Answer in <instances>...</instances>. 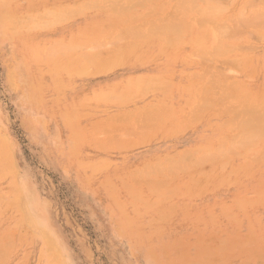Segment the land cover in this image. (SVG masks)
<instances>
[{
  "label": "rangeland",
  "instance_id": "1",
  "mask_svg": "<svg viewBox=\"0 0 264 264\" xmlns=\"http://www.w3.org/2000/svg\"><path fill=\"white\" fill-rule=\"evenodd\" d=\"M68 1L74 3L79 0ZM260 1L261 0H259V2ZM25 5L26 2L24 0L19 1L20 7L24 8ZM98 13L101 12H90L85 15H79L68 21L60 22V24L58 23L59 25L54 24L51 27L50 25L48 27L42 26L43 28L40 27L36 30L28 31L27 33L21 32L18 36L11 33L13 29L8 25L6 26L3 19L0 20V249H2V252L0 251V264H264V197H262L261 194H264V163H259L254 158V160H251L252 156L255 154L254 152L247 153V155L251 156H247L244 154L245 152L241 153L246 157L236 156L240 154L239 152L235 156L231 153L230 156L225 159L226 162L215 161L208 164L205 168H199L200 170L193 164L191 169H193V167L194 169L191 171V166L188 165L189 167H187L190 171L186 170V166V168L184 167L188 173H186L185 170L181 172L176 168L178 173L174 170L173 175H170L172 172L169 174L165 173L164 176L156 174L159 181L155 179V174H153L150 178L154 177V180L148 179L149 182L147 187L143 183L145 182V184H147L146 178H144L147 175L143 172L142 174L144 176H142V179L144 178L145 181L141 180L143 181L141 182L139 180L141 183L138 184V178L141 177L138 175L141 169L140 166L143 169L145 164L150 162L149 165L153 164L152 167H155L158 164L155 163L156 165L154 166V160L156 159L160 160L159 163L165 160L166 165H168V161H166L167 155H171L175 163V160L182 158V153H184L183 151L185 148H187L185 149L186 151L190 150L191 153L196 151L195 148L198 150V148L201 149V147H207L208 145L211 147L210 149H215L219 140L223 139L225 137L224 135L227 133H230L232 129L227 130V128H229L228 125H225L226 127L221 126V123L224 122L223 124H225V122H229L230 112L227 110L225 113L224 110H219L222 111V114L225 113V115L222 116L221 112H219L221 116L218 115V109L221 107L223 109L225 106L224 104H221V106L219 105L218 109L215 107L217 111L215 109H208L202 112V114L200 112L198 114L195 113L194 116L191 115L192 107L197 103L196 98L193 96V91H198L200 86L199 83L202 81L200 80L198 84H196V81L195 83L192 82L197 79L198 82L201 74H205L209 71V68L214 67L211 70V72L217 70L216 73L213 72L214 74H221L220 72H222V75L225 77L227 74L229 77H233L232 79L234 81L238 79L237 82L246 83L243 86L249 93L259 94V92H263L264 69L261 60L264 58V37L261 36L260 32L259 35L252 31L250 32L251 34H248L250 38L247 36V41L240 45L241 48L239 47L237 49L238 51L232 53V58L229 59L233 62L235 59H238L237 61L242 60L239 61L242 65L238 64L237 66L238 68L241 66L242 69L239 68L241 71H239L237 67L232 66H236L237 62L233 64L229 59H213L214 61L211 59V63H206L209 59L205 61V59L202 58L205 62L203 61L201 65L200 61L202 60L199 59V56L198 58L191 56L194 53L193 48L189 45H181L179 48H168L166 50L158 49L161 53L157 50L151 52L150 55H137L135 57L131 55L126 56L122 58L121 62L119 60V62L113 66L114 68L112 67L105 71H101L99 74L95 72V66H89V69L87 68L88 73L78 76L73 75L74 77L69 81H66L63 76L58 79V73L56 72L61 70L60 67H58L61 66L58 65V62L61 64L67 63L64 60L76 56L77 51H79L77 55L84 51H89V54L99 53L101 57L106 54H111L112 50L110 47L115 44L109 39L108 41L105 39V42L103 36L107 37L106 33L111 32L110 35L108 34L107 38H109L130 27L129 23L125 22L124 27L127 28H122L121 25H123V23L114 28V24H111L113 23L112 20L117 22L118 18L116 16H112L113 14L107 12L103 14ZM149 15H145V19L142 18V20L148 22L152 18L151 23L155 18L158 20L156 15L152 13ZM130 19L132 18H129L131 26L137 25L140 22L139 20L134 21ZM125 20H128V18H119L120 22ZM110 21L111 23H109ZM120 22H118V24ZM104 24L111 25L113 29L112 27L109 29L107 26H105L107 27L106 29L105 27L103 29ZM130 29L133 28L130 27ZM83 33H85L86 37L82 36ZM80 35L82 37H79ZM262 35L264 36V33H262ZM56 40H59V42L62 41L63 44L61 42L59 45H65V47H67L66 43H69L68 45L70 46L76 42L75 44L78 45L80 50L78 49L75 53H70L68 52L69 50L66 49V53L64 49L63 52H65L67 58L61 55L63 54L61 50H59L58 53L55 51L56 54L54 55L52 50L56 48L59 49V42L57 43ZM95 40H100L99 48L96 46L98 42L96 45L90 43ZM85 41L86 43H83ZM127 41L128 40L124 39L121 42L125 44ZM53 42L54 47L51 48L49 46V48L48 45L51 44L52 46ZM64 42L66 43L64 44ZM243 44H248V48L247 45L243 47ZM91 45L94 46V50H91ZM115 46H113V48L116 49ZM46 47L51 49L50 52L47 53H51L52 55L45 53V50H48ZM105 48H109L110 50L107 51ZM242 48H247L248 50L246 49L247 51H244ZM190 52L193 53L190 54ZM41 54L47 55V57H45L46 59H44L47 63L43 60ZM50 56L54 58H50ZM193 58H195L194 61ZM246 59H250V62H246L245 65ZM77 60L79 63V59L76 56V61ZM194 62L196 64H194ZM56 64L58 66H56ZM217 64H226L227 69L220 66L223 70L219 71L220 68H217V66H219ZM226 66L223 65V67ZM243 68L246 69L244 70ZM202 69L208 70L203 73ZM55 70L56 72H53ZM250 70L252 72H250ZM11 71L15 73L13 74L12 72V77L10 78L9 75ZM224 71L226 73H223ZM249 72L252 73V75H249ZM186 74H188V77ZM192 74H196V78H194L195 75L193 76ZM246 74L247 78H244ZM140 75H143L141 77H148L147 80H152L155 84L152 87H154L155 90H158L157 86H159L161 82H164V84L166 83L162 81L165 80V78L167 80H172L174 85L170 88L167 84L168 89L171 90H168L169 92L167 91V93H165L166 89H163L165 92L162 93L160 87L158 91L151 88L155 92L149 89L152 93L147 89L145 95L143 92H141L143 94L138 93L139 91H127V87L125 88L126 80H128V82L132 81L129 84L133 86L136 76L137 78H141ZM153 75L160 80L153 79ZM229 77H226V79ZM17 82H19V84ZM113 85L114 88L111 87ZM187 87H189V89ZM187 89L189 92L191 91V95L188 93ZM105 90L106 94L109 90L112 93L109 92L110 95L106 97L107 95L103 93ZM131 92L135 93L134 96H131L133 95ZM118 93L120 95H117ZM130 93L131 95H129ZM146 93L148 95H146ZM166 94L168 96H163ZM113 95L118 98L112 100L111 98ZM93 96H96V98H93ZM189 96L190 98L193 96V98L190 99ZM98 97L100 98L99 100L97 99ZM103 97L106 101H104ZM119 97L122 99L120 100ZM128 100L130 101L128 102ZM164 101L167 105L163 104ZM185 101H191V104L188 102L185 103ZM151 104L152 108L154 105L158 104L160 107H163V109L172 108V111L170 110L171 112H167L168 114L170 113V116L162 120V123H160L161 121L159 122V126L163 125L160 127L161 130L156 129V127H159L158 125L155 126L157 122L156 119L153 120L152 117V119L146 117V119L150 121H156L152 124H155L153 128L157 131L153 130V128L152 130L148 128L150 132H147L148 130L146 129V131L144 128H147V124L151 125V123L149 120L143 122L142 119L141 121L144 127H141L142 124L140 125V133L136 135L133 131L131 132L130 128H127L128 130L126 131L124 128L127 126H133L132 128L135 130L138 124L133 122V120L136 121V114H139L138 111L140 110L145 112V108H147L148 105L151 106ZM171 104L172 106H170ZM150 106L149 109H151ZM136 107L137 109H135ZM160 107L153 108L154 110L152 113L158 111L161 114ZM132 110H134V112H132ZM115 111L119 113L116 114ZM128 111H131L130 115L131 113L134 114L128 116L129 114L125 113ZM192 112L194 113V111ZM114 113L119 115L117 120H115ZM143 113L140 114L141 116L139 115L137 117L143 118ZM173 113L176 116V120L171 116ZM184 113L185 115H189L185 116L183 115ZM182 116L184 119L183 122H181L183 120ZM71 117L73 118L72 120ZM113 117L114 119H112ZM129 117H131L130 119L132 120L129 119L130 123L128 122L127 125L125 124V120H128ZM192 117L194 121L190 120ZM201 117L203 118L201 119ZM138 118L137 120H139ZM65 119H68L67 121L69 123L65 121L68 124L64 123ZM118 119L120 121H118ZM158 119L159 117L157 120ZM161 119H163V116ZM180 119L182 120L180 121ZM225 119L228 120L226 121ZM163 122H165V124ZM185 122H188V125L190 124V128L188 125L183 126V124H186ZM70 123L73 125L70 126ZM219 124H221V128ZM96 126L98 128H96ZM111 126H114L115 128H113L115 130L111 128ZM185 126L188 127H186L187 130ZM138 127L139 125L137 129ZM88 129L90 132L87 131ZM142 129L143 131L145 130L143 134L144 137L142 136L143 138L141 137ZM172 129H175L173 133L175 136L171 134L173 132ZM75 130V133L80 134H78L79 136L82 135L80 138V140L83 138L82 141L77 138L79 137L78 135L74 138L71 137L74 136L72 134ZM129 130V134L131 133L130 135H128ZM163 130L164 133H162ZM177 130L179 133H176ZM105 132H109L111 135H107ZM152 132H156L157 136L153 138L154 133ZM133 133L134 135H132ZM160 134L162 136L159 138ZM121 135L123 137H121ZM147 135L151 137L149 136L148 138ZM170 135H172V137H170ZM219 136L221 138H219ZM119 137L121 143L120 141L115 142L117 140L115 138L119 139ZM124 138H126V142H124ZM136 138H138V140ZM141 138L143 140L146 138L148 142L145 139L146 142H141L145 144L143 143L144 145H141L140 142H137L142 140ZM92 139L94 140L92 141ZM108 139H110V143H108ZM130 139H132L131 142H129ZM134 139H136V142L134 141L133 143ZM111 140L119 144V147L114 143H112V146L110 145L111 147H106L111 144ZM122 140L124 145H121L123 144ZM127 140L129 144L131 143V146L132 144L134 146L137 144L136 147L127 146ZM99 145H105V147H100ZM121 146L123 147L121 148ZM205 147L202 150H204ZM76 150H79L78 153H76ZM164 155L166 157L165 159L163 158ZM100 158L102 160H99ZM104 158L105 160H103ZM170 158L168 159L170 160ZM164 165L165 163H163V166ZM219 165L227 167H219ZM7 166L9 167L8 170ZM213 166L216 169L210 168ZM237 166L241 167V169L236 170ZM95 169L97 170L95 171ZM146 169L148 170V164L146 165ZM135 170H137L138 174ZM229 170L234 173H228ZM134 173L137 175V181L135 180L136 176H134ZM219 173L223 174L217 176ZM199 175L202 177L200 178ZM204 175H206V177ZM229 175L230 177L228 179L227 177ZM165 176L168 181L165 179ZM222 176L224 177L222 178ZM119 177H121L120 180ZM131 178L134 181L131 180ZM211 178L214 179L210 180ZM169 179L173 181L171 180V182ZM191 179L193 181H190ZM224 179L226 180L224 181ZM227 180H229V182H227ZM233 180L236 182H233ZM154 181L156 182L154 183ZM164 181L167 182L165 183ZM134 182L136 184H134ZM176 182H178L177 184L179 186L175 184ZM130 183H132V185ZM167 183H171V185H169L171 188L168 189ZM202 183H204V185ZM128 184H130L131 187H128ZM153 184H157V188H154L156 186H153ZM165 184H167V189L165 188ZM191 184L194 185V188L193 185L190 186ZM195 184H197L196 188ZM139 185H141V187ZM161 186H164V188L161 189ZM122 187L126 188L123 189ZM132 187L135 190V194L139 193L138 197L132 191ZM259 187H262V189ZM127 188L129 192L126 191ZM201 188L207 189L201 191ZM160 190H162V193ZM156 191L159 192L157 194H159L160 197H158ZM111 192L115 195V199ZM255 192H259L261 196L257 195L258 193L255 194ZM182 193L189 194L185 195ZM162 194L164 196H162ZM130 196L133 197V199ZM168 196H171V198ZM146 197L147 200L145 199ZM165 197L168 198L166 199ZM136 198L137 201L135 200ZM163 198L164 202L162 201ZM237 198L238 200H236ZM152 199L154 202H150ZM158 199L162 202L157 203ZM239 199L241 202L243 201V204L239 202ZM247 199H249V201H246ZM115 200L116 202H114ZM261 200H263V202ZM146 201L147 203H151H148V207V204H145ZM253 201L257 202L254 203ZM236 202L238 203L236 204ZM260 202H262V206ZM122 204H124V206ZM143 204L146 206L143 207ZM228 204H231V211L229 210ZM238 204H240V206ZM248 204H250V206ZM225 205L228 210H226L227 208ZM119 206L125 212H122ZM222 206L225 208H222ZM243 206L246 207L245 211ZM136 207H138V209ZM170 207L174 208V210H172V208L170 209ZM135 211L137 213H135ZM208 211L215 217L209 214ZM228 211L229 216H226ZM125 213L130 217L127 216V218H125ZM138 213L142 215L140 216ZM168 216L170 217L168 218ZM211 217H213V219H210ZM127 219H129V221ZM222 238L225 239V241L222 240L224 245H222V243L220 244V240L219 242L217 241V239ZM214 239L216 241H214ZM209 240L210 242H208ZM3 242L7 243L4 244ZM207 242L208 244H206ZM227 242L230 243L228 244ZM8 245L11 247V250ZM206 245L209 246L207 247ZM3 246H7V249ZM217 246H219V250L216 248ZM234 247H236L235 250ZM260 248L263 249L261 250ZM215 249L218 252L221 250V252H215ZM5 251H9L7 252L8 254L5 253ZM166 251H168V254ZM47 253L51 256H47ZM212 253L213 255L210 256ZM221 254L224 255L222 256ZM202 255L209 256L206 258V256ZM218 255L222 257H218ZM52 256L53 259L51 260ZM198 258L200 259L198 260ZM184 261L187 262L184 263Z\"/></svg>",
  "mask_w": 264,
  "mask_h": 264
},
{
  "label": "bare ground",
  "instance_id": "2",
  "mask_svg": "<svg viewBox=\"0 0 264 264\" xmlns=\"http://www.w3.org/2000/svg\"><path fill=\"white\" fill-rule=\"evenodd\" d=\"M19 1L20 0H0V20H4L5 21V25L7 26H10L13 30L11 31V33H13L14 35H16V36H18V34L19 33H21V32H24V33H27L28 31H32V30H36V29H38V28H40V27H42V26H45V27H48L49 25H50V27L52 26V25H59L60 24V22H64V21H68L69 19H73V18H75L76 16H79V15H85V14H88V13H90V12H101V13H98V14H103L104 12L106 13H109V14H113L112 16H116L117 18V22H114V20H112L113 21V23L111 24V25H113V27L115 28V26H119V25H121V23H123V25H121L122 26V28L124 27V23L126 22H128L129 23V26L130 27H132L133 29H130V27H128V29H126V30H124V31H122V32H120V33H117L116 35H112V36H110L109 38H107L108 37V34L110 35V33L111 32H109V33H106L107 34V37L105 36H103V38H104V41H105V39H107V41H108V39L109 40H111V42H113L115 45H112V47H110L111 48V54H106V55H103V57H101L100 56V54L98 53V54H89V51L87 52H83V53H79L78 55H77V53L79 52V51H77L79 48H78V45H76L75 43L74 44H71L70 46L66 43V42H64V44L66 43V45H67V47H65V45H59V44H61V42H59V40H56V42L58 43V45H59V49H55V50H52V53L55 55L56 54V52L58 53V51L59 50H61V52L63 53V54H61L62 56H65L66 57V54H65V52H63L64 51V49L66 50V49H68L69 51L68 52H70V53H75L76 51H77V53H76V56L78 57V59H79V63H78V60L76 61V56H73V57H69V59H66V60H64V61H66L67 63H65V64H61L60 62H58L57 64L58 65H61V66H58L57 64H56V66H58V67H60V69L61 70H59L58 72H56V70L55 71H53V72H56V73H58V79L60 78V77H64L65 78V80L66 81H69L71 78H73L74 76L73 75H82V74H84V73H88V69H89V66H95V72H98V74H99V72H101V71H105V70H107V69H109V68H112L114 65H116L118 62H119V60H120V62H121V60H122V58H124V57H126V56H132V57H135V56H137V55H150V53L151 52H153V51H157L158 49H168V48H179V47H181V45H189V46H191V48H193V52H190V54H192L193 53V55H191V56H195V57H197L198 58V56L200 57L199 59L200 60H202V58L203 59H205V61H206V59H209V61L207 62L206 61V63H209L210 62V60L212 59H224V60H228L229 58H232V53L234 52V51H238L237 49L240 47L241 48V44L243 43V42H246L247 41V38L249 37V33L250 32H252L253 31V33H255L256 32V34H259L260 35V33H261V36L262 37H264L263 35H262V33H264V0H261L260 2H259V0H79V1H77V2H74V3H71V2H69L68 0H24L25 2H26V5H25V7L24 8H22V7H20L19 6ZM150 13H152V14H154V15H156L157 17H158V20H157V18H155V20L151 23V20H152V18H151V20H149L148 22L146 21V20H142V18H144V16L145 15H149ZM150 16V15H149ZM125 18V17H127L128 18V20H125V21H119V18ZM129 18H132V19H130V20H134V21H140L137 25L135 24V25H130V21H129ZM145 19V18H144ZM118 22H120L119 24H118ZM59 23V24H58ZM109 23H111V21L109 22ZM117 25H116V24ZM111 25H109V24H104L103 25V29H104V27L105 26H107L109 29L112 27ZM133 26H136V27H133ZM44 27V28H45ZM107 27H105V29L107 28ZM113 27H112V29H113ZM43 28V27H42ZM119 28V27H118ZM121 28V29H122ZM124 28H127V27H124ZM123 28V29H124ZM6 29V28H5ZM46 29V28H45ZM48 29V28H47ZM91 29H92V25H91ZM103 29H102V31H103ZM108 29V30H109ZM112 29H111V31H112ZM43 30V29H42ZM102 31H100V32H102ZM104 32V31H103ZM260 32V33H259ZM77 33V32H76ZM12 34V35H13ZM84 34V35H83ZM82 34V36H85L86 37V35H85V33H83ZM251 34V33H250ZM105 35V34H104ZM254 35V34H253ZM81 35L79 36V37H82ZM92 36H94V35H92ZM248 36V37H247ZM257 36V35H256ZM32 37V36H31ZM259 37V36H258ZM63 38V37H62ZM90 38V37H89ZM103 38H102V40H103ZM250 38V37H249ZM32 39V38H31ZM92 39V38H91ZM90 39V40H91ZM98 39V38H97ZM124 39H126V40H128L125 44H122V40H124ZM81 41H82V39H81ZM262 41H263V39H262ZM78 42H79V40H78ZM94 42V43H93ZM93 42H90V43H92V45H96V43H97V47L99 48L100 47V45H99V43H100V40L99 41H97V40H95V41H93ZM106 42V41H105ZM57 43H55V44H57ZM83 43H86V41L85 42H83ZM62 44H63V42H62ZM90 46L92 49L91 50H94L93 49V47L94 46ZM244 45V46H243ZM242 46L243 47H245V45H247V48H248V44H243ZM51 47V48H53L54 47V42H53V45L51 46V44L50 45H48V47ZM62 46V47H61ZM113 46H115L116 47V49L115 48H113ZM119 48H118V47ZM48 47H46V49H48ZM49 47V48H50ZM70 48V49H69ZM113 48V49H112ZM118 48V49H117ZM247 48H242V49H244V51H247L248 49ZM63 49V50H62ZM87 49V48H86ZM102 49V48H101ZM104 49V48H103ZM105 49H107V51H109L110 49L109 48H105ZM114 49H115V51H114ZM140 49V50H139ZM241 49V50H242ZM247 49V50H246ZM50 50L51 49H48V50H45V53L46 54H51V53H47V52H50ZM80 50V49H79ZM241 50H239V51H241ZM36 51V50H35ZM34 51V52H35ZM55 53H54V52ZM114 52V53H113ZM158 52L159 53H161V51L160 50H158ZM66 53H67V50H66ZM42 55V54H41ZM52 55V54H51ZM197 55V56H196ZM33 56V55H32ZM44 56V57H43ZM154 56V55H153ZM188 56H190V55H188ZM36 57V56H35ZM45 57H47V55H42V58H43V60L44 59H46ZM51 57H53V56H50V58ZM173 57V56H172ZM49 58V59H50ZM54 58V57H53ZM67 58V57H66ZM102 58V59H101ZM179 58V57H178ZM191 58V57H190ZM236 58V57H235ZM155 59H156V57H155ZM159 59V58H158ZM194 59L195 58H193V61H194ZM248 59V58H247ZM246 59V60H247ZM52 60H54V59H52ZM101 60V61H100ZM140 60V59H139ZM168 60H170V59H168ZM230 60V62L232 61L231 59H229ZM234 60V59H233ZM238 60V59H237ZM236 59H235V61L234 62H237L236 63V66H234V65H232L233 67H237L238 66V64L240 65L241 63L239 62V61H242V60H239V61H237ZM250 60V59H249ZM249 60H247V61H245V65H246V62H248ZM15 61H16V59H15ZM46 63H47V61L46 60H44ZM54 61H56V60H54ZM142 61L144 62V60L142 59ZM142 61H140V62H142ZM178 61V60H177ZM186 61V60H185ZM204 60H202V61H200V64L202 65V62H203ZM204 61V62H205ZM214 61V60H213ZM176 62V61H175ZM181 62H183V61H181ZM180 62V63H181ZM212 62V61H211ZM210 62V63H211ZM229 62V63H230ZM233 62V61H232ZM233 62V64H235ZM250 62V61H249ZM199 63V62H198ZM220 63V62H219ZM222 63H224V62H222ZM194 64H196L195 62H194ZM199 64V65H200ZM214 64V63H213ZM248 64V63H247ZM261 64H262V67H263V69H264V58L261 60ZM207 65V64H206ZM217 65H219V66H217V68L219 69L220 68V70L219 71H221V70H223V69H221V67L220 66H222V68H226L227 69V66H226V64H223V65H225L226 67H223V65L221 64H217ZM231 65V64H230ZM242 65V64H241ZM55 67V66H54ZM206 67V66H205ZM243 67H244V65H243ZM246 67V66H245ZM8 68V67H7ZM12 68V67H11ZM88 68V69H87ZM91 68V67H90ZM114 68V67H113ZM115 68H117V67H115ZM206 68H209V67H206ZM205 68V69H206ZM214 67H212V68H209V71H207V70H205V69H202L203 70V73H204V71H207L205 74H201V77H200V79H199V81L197 82V80H194V82H192V83H195V81H196V84H198L199 82H200V80L202 81L201 83H199L200 84V86H199V89H198V87H197V89H198V91L197 90H195V91H193V96H194V98H196V104H195V106L193 105V107H192V111H194V113L191 111V115H193L194 116V114L195 113H200L201 112V114H202V112H205V111H207L208 109H215V107H217L216 109H218L219 107V105L221 106V104H224L225 106H224V108L222 109V107L221 108H219L218 109V115L219 116H221L220 115V113L219 112H221V114H222V111L224 110L225 111V113H226V111L228 110V112H230V119H229V122L227 121V123L225 122V124H223V123H221V124H219V127L221 128V126L222 127H224L225 125H228V127L229 128H227V130L229 129V130H231L230 131V133L228 134H226V135H224L223 137V139H221V140H219V143H218V145L216 146V148L215 149H210L211 147H209V145L207 146V147H205V146H203V147H201V149L200 148H198V150H197V148H195V150L196 151H193L192 153L190 152V150H185V149H187V148H185L184 149V153H182V158L180 159L179 158V156H178V158L179 159H177V160H179V161H177V160H175V163L173 162V157H171V155L170 156H168L167 155V160L166 161H168V165H166V162H165V160L163 161V162H161V163H159V161L160 160H154L155 162H154V166L155 167H152L153 166V164L151 165H149V163L150 162H148L147 164H148V170L146 169V165L147 164H145V166L143 167V169H142V167L140 166V171H139V174H138V172H137V170H135L136 171V173L139 175V176H141V177H139L138 178V181L140 180H144V178H146V181H147V184H145V182H143V181H141V182H143L144 183V185H146V187H147V185H148V179H152V180H154V177L153 178H150V176L151 175H153V174H155L154 176L156 177V174H159V175H163L164 176V174L165 173H167V174H169V173H171L172 172V174H170V175H173V173H174V170L176 171L177 169L179 170V171H184L185 170V168L189 165V166H191L190 167V170L192 171L193 169H194V167H193V169H191L192 168V166H193V164L199 169V168H201V167H203V168H205L206 166H208V164H210V163H212V162H215V161H225V159L228 157V156H230V154L231 153H233V155L235 156L238 152L241 154V153H244V154H246L247 155V153H249V152H254L255 154H254V156H252V159L251 160H254V159H256L259 163H264V90H263V92L261 91V92H259V94H254V93H249L248 92V90L246 89H244V86L243 85H245L246 83H242V82H237V80L236 81H234L232 78H231V76L229 77L227 74H226V77H229V78H227L226 79V77L224 76V75H222V72H220L221 74H214L213 72H215L216 73V71H213V72H211V70L213 69ZM230 68V67H229ZM238 68V67H237ZM240 69H242L241 68V66L239 67ZM238 68V69H239ZM40 69V68H39ZM52 69V68H51ZM55 69V68H54ZM59 69V68H58ZM236 69V68H235ZM237 69V70H238ZM239 69V71H241ZM244 70L246 69V68H243ZM252 70V69H251ZM250 70V72H252ZM50 71V70H49ZM112 71V70H111ZM188 71V70H187ZM200 71V70H199ZM199 71H198V74H199ZM12 72H13V74L15 73L14 71H11V74L9 75L10 76V78L12 77L11 75H12ZM51 72V71H50ZM181 72H184V71H181ZM186 72V71H185ZM190 72V71H189ZM189 72H188V74H189ZM201 72V71H200ZM249 72V73H250ZM254 72H255V70H254ZM91 73V72H90ZM223 73H226L225 71L223 72ZM9 74V73H8ZM49 74V73H48ZM188 74H186L187 75V77H188ZM137 75V74H136ZM173 75V74H172ZM193 76L195 75V77L194 78H196V74H192ZM249 75H252V73H250ZM85 76V75H84ZM89 76V75H88ZM132 76V75H131ZM130 76V77H131ZM137 76H139V75H137ZM137 76H136V80H134V85L132 86V85H130L129 83L130 82H132V81H130V82H128V80H126V85H125V88L127 87V91H139L138 93H140V94H143L144 93V95H145V92H146V90L148 89H150L151 91H153V89H154V87H152V86H154L155 84H154V82H152V80L150 81V80H147V78L148 77H141V76H143V75H140V77L141 78H137ZM154 76V75H153ZM185 76V75H184ZM200 76V75H199ZM82 77V76H81ZM80 77V78H81ZM86 77V76H85ZM186 77V76H185ZM186 77V78H187ZM129 78V77H128ZM244 78H247V74H246V77H244ZM82 79V78H81ZM131 79V78H130ZM153 79H158V80H160L158 77H155L154 76V78ZM163 79V78H162ZM82 80H84V79H82ZM189 80V79H188ZM193 80V79H192ZM227 80H230V81H227ZM162 81H165L166 83V86H165V84H164V82H161V84L160 85H162V86H157L158 88V90H159V87H160V89H162V93L163 92H165V90L163 91V89H166V92L165 93H167V91L169 90V91H171L170 89H168V87H170V88H172L173 87V82H172V80H167L166 78H165V80H162ZM169 81H171V82H169ZM62 82V81H61ZM60 82V83H61ZM128 82V83H127ZM245 82V81H244ZM18 84H19V82H17ZM124 83V82H123ZM124 83V84H125ZM149 83H150V85H149ZM192 83H189V84H192ZM127 84H128V86H127ZM167 84H168V87H167ZM189 84H186L187 86H190ZM130 85V86H129ZM146 85H149V86H146ZM156 85H158V84H156ZM180 85V84H179ZM183 85H184V83H183ZM34 87V86H33ZM112 88H114V85L113 86H111ZM162 87V88H161ZM165 87H167V88H165ZM184 87V86H183ZM151 88H153V89H151ZM188 89H189V87H187ZM187 89V91H188V93H190L189 92V90ZM93 90V89H92ZM111 90V89H110ZM110 90H109V92H110ZM149 90V91H150ZM155 90V89H154ZM158 90H155V91H158ZM191 90V89H190ZM64 91V90H63ZM73 91V90H72ZM103 91V90H102ZM112 91V90H111ZM115 91V90H114ZM150 91V93H152ZM155 91H153V92H155ZM168 91V92H169ZM257 91V90H256ZM60 92V91H59ZM100 92V91H99ZM108 92V91H107ZM107 93L106 94V90L103 92L104 93V95L106 94L107 96L106 97H108V95H110V93H112V92H110V93ZM141 92H143V93H141ZM160 92V93H161ZM92 93H94V92H92ZM131 93H133V92H131ZM131 93L129 94V95H131ZM134 94L135 93H133V95H131V96H134ZM192 93H190V95H191ZM93 95V94H92ZM117 95H120L119 93L117 94ZM146 95H148L147 93H146ZM87 96V95H86ZM96 96H98V95H96ZM96 96H93V98L95 97L96 98ZM114 96V95H113ZM112 96V100H114V99H116V98H118V97H115L116 96V94H115V96L113 97ZM123 96V95H122ZM135 96H137V95H135ZM138 96H139V94H138ZM140 96H142V95H140ZM163 96H168L167 94L166 95H163ZM182 96V95H181ZM193 96L191 97V98H193ZM125 97H126V94H125ZM128 97V96H127ZM144 97V96H143ZM124 98V97H123ZM137 98V97H136ZM152 98H154V97H152ZM189 98H190V96H189ZM190 98V99H191ZM98 100L100 99L99 97L97 98ZM102 99V98H101ZM103 99H104V97H103ZM102 99V100H103ZM119 99L121 100L122 98H120L119 97ZM127 99H129V98H127ZM126 99V100H127ZM132 99V98H131ZM130 99V100H131ZM150 99V98H149ZM148 99V100H149ZM162 99H163V97H162ZM167 99V98H166ZM25 100V99H24ZM59 100V99H58ZM96 100V99H95ZM97 100V101H98ZM111 100V101H112ZM130 100H128V102L130 101ZM134 100V99H133ZM158 100V99H157ZM195 100V99H194ZM67 101V100H66ZM104 101H106L105 99H104ZM124 101V100H123ZM132 101V100H131ZM146 101V100H145ZM160 101V100H159ZM172 101H173V99H172ZM188 101H189V99H188ZM188 101H185V103L186 102H188ZM96 102V101H95ZM94 102V103H95ZM119 102V101H118ZM121 102V101H120ZM127 102V101H126ZM155 102V101H154ZM191 102V101H190ZM190 102H188V103H190ZM145 103V102H144ZM158 103H161V102H158ZM117 104V103H116ZM164 105L166 104V102L164 101V103H163ZM162 104V105H163ZM191 104V103H190ZM138 105V104H137ZM136 105V106H137ZM142 105V104H141ZM167 105V104H166ZM187 105V104H186ZM149 106L150 105H148V107L147 108H145L146 110H145V112L144 111H138L139 112V114H136V118H135V120L136 121H134L133 120V122H136V124H137V126L139 125V127H138V129H139V131H138V129H137V126H136V128H135V130L132 128V127H128L127 125H128V122H129V119L131 118V117H129L128 118V120H125V124H127L126 126L127 127H125L124 129H126V131L128 130L127 128H130L131 129V132L133 131L134 133H136V135L138 134V133H140V129H141V127H144V124H143V122L144 121H146V120H149V119H152L153 118V120L154 119H156V121H153V120H149L150 121V123H151V125L149 124H147V128H144L145 130L147 129L148 130V128H150L151 130H152V128H153V126L155 125V126H157L158 124H159V122L160 123H162V120H165L166 118H167V116L169 117L170 116V113L168 114L167 112L169 111V112H171L172 111V108L171 109H169V108H166V109H163V107H160V105L158 104V105H154L153 106V108L155 109V108H157V107H160L161 108V110H160V112H161V114L158 112V111H156V112H154V113H152V111L154 110L153 108H152V104H151V106H150V108L151 109H149ZM170 106H172V104L170 105ZM129 107V106H128ZM134 107H135V105H134ZM168 107H169V105H168ZM132 108V107H131ZM139 108V107H138ZM174 108V107H173ZM228 108V109H227ZM66 109V108H65ZM97 109V108H96ZM100 109V108H99ZM135 109H137V107L135 108ZM141 109V108H140ZM169 109V110H168ZM190 109H191V107H190ZM195 109V110H194ZM215 109V110H216ZM144 110V109H143ZM151 110V111H150ZM171 110V111H170ZM181 110H182V107H181ZM180 110V111H181ZM214 110V111H215ZM219 110H222V111H219ZM163 111H165V112H163ZM185 111V110H184ZM217 111V110H216ZM129 112V111H128ZM128 112H125V113H127V114H129L128 116H131L132 114H134V113H131V115H130V112L128 113ZM132 112H134V110H132ZM137 112V111H136ZM144 112V113H143ZM150 112V113H149ZM158 112V113H157ZM163 112V113H162ZM187 112V111H186ZM115 113H116V111H115ZM114 113V114H115ZM119 112H117L116 114H118ZM121 113V112H120ZM141 113H143V118L141 117V118H138L137 116H139ZM147 115H146V114ZM152 113V114H151ZM166 113V114H165ZM188 113H189V111H188ZM225 113L224 114H222V116L223 115H225ZM67 114V113H66ZM114 115V117H115V120H117V118L119 117V115ZM150 114V115H149ZM156 116H154V115ZM180 114L182 115V113L180 112ZM208 114H210V113H208ZM228 114V113H227ZM226 114V115H227ZM163 116V119H161V117ZM165 115V116H164ZM183 115H185V113L183 114ZM187 115H189V114H187ZM187 115H185V116H187ZM205 115V114H204ZM67 116V115H66ZM141 116V115H140ZM172 118L174 117V119L176 120V116H175V114L173 113L172 115ZM195 116H197V115H195ZM203 116V115H202ZM74 117H75V115H74ZM77 117V116H76ZM114 117L112 118V119H114ZM146 117L148 118L149 117V119H146ZM152 117V118H151ZM159 117V119L157 120V118ZM137 118L139 119V120H137ZM145 118V119H144ZM171 118V119H172ZM196 118V117H195ZM199 118H200V115H199ZM203 117H201V119H202ZM69 119H70V117H69ZM73 118L71 117V120H72ZM79 119V118H78ZM102 119H105V118H102ZM141 119H142V121H141ZM161 119V120H160ZM182 119H183V116H182ZM182 119H180V121L182 120ZM68 119H65L64 120V123L65 124H68L69 122L67 121ZM70 120V121H71ZM76 120V119H75ZM130 120H132V119H130ZM190 120H193L194 121V119H193V117H192V119H190ZM197 120V119H196ZM65 121H67L68 123H66ZM118 121H120L119 119H118ZM127 121V122H126ZM138 121V122H137ZM141 121V122H140ZM148 121V122H149ZM180 121H179V123H180ZM184 121V119L181 121V122H183ZM187 121V120H186ZM198 121V120H197ZM124 122V121H123ZM139 122H140V124H139ZM156 122V123H155ZM199 122H200V120H199ZM213 122V121H212ZM62 123H63V121H62ZM72 123V122H71ZM69 124L70 126H72L73 124ZM130 123V122H129ZM152 123H155L154 125L152 124ZM164 124H165V122H163ZM175 123V122H174ZM173 123V124H174ZM186 123V122H185ZM190 123H192V122H190ZM198 123V122H197ZM220 123V122H219ZM79 124V123H78ZM142 124V126L140 127V125ZM181 124V123H180ZM183 124V123H182ZM171 125V124H170ZM184 125H188V122L186 123V124H183V126ZM190 125V124H189ZM188 125V127L190 128V126ZM221 125V126H220ZM68 126V125H67ZM78 126V125H77ZM106 126V125H105ZM105 126H104V128H105ZM151 126V127H150ZM159 126V125H158ZM161 126H163V125H161ZM161 126H159V127H156V129L157 130H161ZM173 126V125H172ZM114 127V126H113ZM112 126H111V128H113ZM119 127H120V125H119ZM186 127L187 126H185V129H186ZM187 127V128H188ZM226 127V126H225ZM70 128H72V127H70ZM96 128H98L97 126H96ZM95 128V129H96ZM103 128V129H104ZM115 128V127H114ZM113 128V129H114ZM121 128H123V127H121ZM73 129V128H72ZM72 129H70V130H72ZM179 129H181V128H179ZM178 129V130H179ZM69 130V131H70ZM97 130V129H96ZM112 130V129H111ZM115 130V129H114ZM145 130L143 131V129L141 130V137L143 136V134H144V132H145ZM146 130V131H147ZM153 130H155L154 128H153ZM157 130H155V131H157ZM173 130V132L171 133V134H173L174 132H175V129H172ZM178 130L176 131V133H179L178 132ZM187 130V129H186ZM73 131V130H72ZM88 132H90V130L88 129L87 130ZM138 131V132H137ZM169 131V130H168ZM167 131V132H168ZM180 131V130H179ZM76 132V130L74 131V133ZM96 132H98V131H96ZM95 132V133H96ZM129 132H130V130L128 131V135H130L129 134ZM147 132H150V130H148ZM146 132V133H147ZM166 132V133H167ZM72 134V135H74V136H71V137H77V135L79 134V133H75V134ZM85 133V132H84ZM93 133H94V130H93ZM107 135H111V134H109V132L107 133V132H105ZM134 133L132 134V135H134ZM146 133H145V135H146ZM152 133H154L155 134V136H154V134H153V138L154 137H156L157 136V134H156V132H152ZM162 133H164V130H163V132ZM161 133V134H162ZM208 133V132H207ZM82 134V133H81ZM92 134V133H91ZM148 134V133H147ZM160 134V136H159V138L162 136ZM76 135V136H75ZM80 135V134H79ZM78 135V136H79ZM96 135V134H95ZM124 135H125V131H124ZM126 135H127V132H126ZM140 135V134H139ZM168 135V134H167ZM167 135H166V138H167ZM82 136V135H81ZM81 136H79V137H77L79 140H80V138H81ZM149 136L150 135H147V137L149 138ZM173 136H175L174 134H173ZM70 137V136H69ZM96 137H97V135H96ZM111 137V136H110ZM110 137H108V138H110ZM121 137H123L122 135H121ZM144 137V136H143ZM142 137V138H143ZM151 137V136H150ZM168 137H169V135H168ZM170 137H172V135H170ZM139 138V137H138ZM138 138H136L137 140H138ZM141 138V139H142ZM219 138H221L220 136H219ZM98 139V138H97ZM110 139H113V138H110ZM110 139H108L107 141H108V143H110L109 141H110ZM115 139H117L115 142H117V141H120V143H121V140H120V137H119V139L118 138H115ZM121 139H123V138H121ZM125 139L126 138H124V142H126L125 141ZM136 139H134L133 140V143H134V141L136 142ZM140 139V138H139ZM146 139V138H145ZM145 139L143 140H140V141H137V142H142V141H145ZM162 139V138H161ZM160 139V140H161ZM82 140H83V138H82ZM82 140H80V141H82ZM94 139H92V141H93ZM131 140L132 139H130V141L129 142H131ZM147 140V139H146ZM150 140H151V138H150ZM98 141V140H97ZM157 141H159V140H157ZM77 142V141H76ZM114 142V140H113V142H112V140H111V144H109L108 146H106V147H111L113 144L112 143H114V144H116ZM122 142H123V140H122ZM124 142H123V144H121V145H124ZM127 142H128V140H127ZM129 142L127 143L128 145L127 146H131V143L129 144ZM146 142V141H145ZM147 142H148V140H147ZM83 143V142H82ZM101 143V142H100ZM104 143V142H103ZM144 143V142H143ZM143 143H141V145L143 144ZM149 143H150V141H149ZM148 143V144H149ZM102 144V143H101ZM105 144V143H104ZM136 144V143H135ZM145 144V143H144ZM143 144V145H144ZM147 144V143H146ZM166 144H168V143H166ZM77 145V144H76ZM83 145V144H82ZM103 145V144H102ZM102 145H99L100 147H105V145L104 146H102ZM111 145V146H110ZM137 145V144H136ZM136 145L134 146L133 144H132V146L131 147H136ZM75 146V145H74ZM78 146V145H77ZM76 146V147H77ZM116 146H118L119 147V144H116ZM115 146V147H116ZM126 146V147H127ZM196 146V145H195ZM99 147V148H100ZM115 147H114V149H115ZM123 146H121V148H122ZM133 147V148H134ZM205 147V149L204 150H202L203 148ZM208 147H209V149H208ZM110 149V148H109ZM190 149V148H189ZM101 150H102V148H101ZM104 150H107V149H104ZM112 150H113V148H112ZM111 150V151H112ZM172 150V149H171ZM192 150V149H191ZM200 150V151H199ZM202 150V151H201ZM79 151V150H78ZM78 151L76 150V153H78ZM110 151V150H109ZM127 151V150H126ZM235 151H237V152H235ZM6 152V151H5ZM177 152V151H176ZM235 152V153H234ZM74 153H75V151H74ZM75 153V154H76ZM173 153V152H172ZM186 153V154H185ZM189 153V154H188ZM79 154H80V152H79ZM92 154V153H91ZM165 154V153H164ZM237 154L236 156H242V157H244L243 156V154ZM77 155V154H76ZM175 155H176V153H175ZM158 156V155H157ZM247 156H251V155H247ZM163 157V156H162ZM172 158V160H171V158ZM246 157V156H245ZM102 158V157H101ZM99 159V160H102V159ZM164 159L166 158L165 157V155H164V157H163ZM168 158H170V160L168 159ZM230 158V157H229ZM228 158V159H229ZM232 158V157H231ZM248 158V157H247ZM246 158V159H247ZM254 158V159H253ZM158 159H159V157H158ZM250 159V158H249ZM7 160H8V162H9V159L7 158ZM6 160V161H7ZM103 160H105V158L103 159ZM111 160V159H110ZM231 160V159H230ZM245 160V159H244ZM113 161V160H112ZM158 161V162H157ZM172 161V162H171ZM177 161V162H176ZM245 161H247V160H245ZM97 162V161H96ZM226 162V161H225ZM224 162V163H225ZM156 163V164H155ZM163 163H165V165L163 166ZM220 163V162H219ZM222 163V162H221ZM257 163V162H256ZM91 164V163H90ZM102 164V163H101ZM101 164H99V165H101ZM108 164V163H107ZM229 164V163H228ZM243 164V163H242ZM248 164H250V163H248ZM143 165H144V163H143ZM161 165V166H160ZM221 165V164H220ZM219 165V167H227V166H220ZM222 165H224V164H222ZM226 165V164H225ZM98 166V165H97ZM97 166H96V168H97ZM103 166H105V165H103ZM108 166V165H107ZM106 166V167H107ZM186 166V167H185ZM188 166V167H189ZM214 166H216V165H214ZM210 167V168H215V167ZM181 167H182V170H181ZM185 167V168H184ZM188 167H187V169L186 170H188ZM241 167H242V165H241ZM241 167H238L237 166V168H236V170H238V169H241ZM11 168V167H10ZM99 168H100V166H99ZM149 168H151V169H149ZM153 168H154V170H153ZM177 168V169H176ZM196 168V169H197ZM225 168H223V169H225ZM9 169V167L7 166V170ZM102 169V168H101ZM133 169V168H132ZM146 169V170H145ZM197 169V170H198ZM216 169V168H215ZM11 170V169H10ZM9 170V171H10ZM97 169H95V171H96ZM100 170V169H99ZM143 170H145V171H143ZM172 170V171H171ZM185 170V172L186 173H188L187 171ZM190 170H188V171H190ZM196 170V171H197ZM200 170V169H199ZM134 171V172H135ZM170 171V172H169ZM202 171V170H201ZM205 171V170H204ZM212 171V170H211ZM223 171V170H222ZM221 171V172H222ZM15 172V171H14ZM144 172V174L145 175H147V176H145L143 179H142V176H144L142 173ZM213 172H214V170H213ZM8 173V172H7ZM92 173H94V172H92ZM97 173V172H96ZM136 173H134V176H136L135 177V180L137 181V175H136ZM176 173H178V171H176ZM184 173V172H183ZM211 173V172H210ZM228 173H231V174H233L234 172H232V171H228ZM1 174V173H0ZM15 174V173H14ZM191 174V173H190ZM209 174V173H208ZM223 173H219V175L217 174V176H220V175H222ZM230 174V175H231ZM4 175V174H3ZM129 175H130V173H129ZM182 175V174H181ZM193 175V174H192ZM198 175V174H197ZM227 175V174H226ZM230 175L227 177L228 179H229V177H230ZM251 175V174H250ZM127 176V175H126ZM149 176V177H148ZM200 176V175H199ZM205 177H206V175H204ZM203 176V177H204ZM246 176V175H245ZM194 177H195V175H194ZM202 176H200V178H201ZM211 177V176H210ZM224 176H222V178H223ZM120 178L121 177H119V180H120ZM189 178H190V176H189ZM226 178V179H227ZM157 181H159V179H157V177L155 178ZM165 179H167L166 178V176H165ZM164 179V180H165ZM203 179V178H202ZM206 179V178H205ZM214 178H211L210 180H213ZM226 179H224V181L226 180ZM128 180V179H127ZM131 180H133L132 178H131ZM161 180V179H160ZM172 180V179H171ZM170 179H169V181H171ZM209 180V179H208ZM121 181H122V179H121ZM134 181V180H133ZM138 182V184L139 183H141V182ZM145 181V180H144ZM162 181H163V179H162ZM167 181H168V179H167ZM166 181V182H167ZM173 181V180H172ZM171 181V182H172ZM189 181V180H188ZM190 181H193L192 179L190 180ZM231 181V180H230ZM109 182V181H108ZM156 181H154V183H155ZM165 182V181H164ZM163 182V183H164ZM165 182V183H166ZM204 182V181H203ZM206 182V181H205ZM227 182H229V180H227ZM233 182H236V181H234L233 180ZM14 183H15V181H14ZM129 183V182H128ZM160 183V182H159ZM158 183V184H159ZM162 183V182H161ZM178 182H176L175 184H177ZM225 183V182H224ZM230 183H232V182H230ZM82 184V183H81ZM106 184V183H105ZM114 184V183H113ZM131 185H132V183H130ZM130 184H128L129 186L128 187H131V185ZM134 184H136L135 182H134ZM150 184V183H149ZM168 184V185H167ZM167 184H165V188L167 189V187H166V185L168 186V189L169 188H171V187H169V185H171V183H167ZM200 184V183H199ZM203 185H204V183H202ZM207 184H209V183H207ZM221 184V183H220ZM83 185V184H82ZM115 185V184H114ZM124 185H125V183H124ZM127 185V184H126ZM152 185V184H151ZM157 184H153V186H156ZM178 185V184H177ZM193 184H191L190 186H192ZM196 185L197 184H195V188H196ZM201 185V184H200ZM104 186V185H103ZM140 187H141V185H139ZM179 186V185H178ZM150 187V186H149ZM152 187V186H151ZM162 187V186H161ZM161 187H159V188H161ZM173 187H175L174 185H173ZM123 189L124 188H126V187H122ZM154 188H157V186L156 187H154ZM164 188V186L161 188V189H163ZM193 188H194V185H193ZM260 188V187H259ZM105 189V188H104ZM130 189V188H129ZM132 191L134 192L135 190H134V188L132 187ZM149 189V188H148ZM147 189V190H148ZM165 189V190H166ZM174 189V188H173ZM172 189V190H173ZM175 189H176V187H175ZM204 189H207V188H204ZM204 189H202L201 188V191L202 190H204ZM260 189H262V187L260 188ZM139 190V189H138ZM140 190H141V188H140ZM150 190H151V188H150ZM149 190V191H150ZM154 190V189H153ZM164 190V191H165ZM179 190V189H178ZM126 191H128V188L126 189ZM161 191V193H162V190H160ZM166 191H168V190H166ZM170 191V190H169ZM180 191V190H179ZM201 191H199V192H201ZM19 192V191H18ZM114 192V191H113ZM129 192V191H128ZM187 192H188V190H187ZM191 192V191H190ZM204 192V191H203ZM206 192V191H205ZM263 192V191H262ZM112 193V192H111ZM140 193H141V191H140ZM149 193H151V192H149ZM157 193H159V192H157L156 191V194ZM161 193H160V195H161ZM169 193H171V192H169ZM168 193V194H169ZM173 193V192H172ZM258 193V194H257ZM113 194V193H112ZM132 194V193H131ZM130 194V195H131ZM134 194H135V192H134ZM139 194V193H138ZM138 194H135V195H137V197H138ZM163 194H165V193H163ZM162 194V196H164ZM167 194V195H168ZM182 194H185V193H182ZM186 194H189V193H186ZM185 194V195H186ZM198 194V193H197ZM255 194H257V195H260L259 194V192H255ZM262 194V197H264V194L263 193H261ZM114 195V194H113ZM134 195V196H135ZM142 195V194H141ZM140 195V196H141ZM158 195V197H160L159 196V194H157ZM156 195V196H157ZM129 196V195H128ZM133 196V195H132ZM245 196V195H244ZM261 196V195H260ZM131 197V196H130ZM168 197H170L171 198V196H168ZM167 197V198H168ZM17 198V197H16ZM132 199H133V197H131ZM135 198V197H134ZM140 198H142V197H140ZM166 198V197H165ZM166 198V199H167ZM15 199V198H14ZM114 199H115V195H114ZM143 199V198H142ZM142 199H141V201H142ZM146 200H147V197L145 198ZM145 199H144V202H145ZM156 199V198H155ZM166 199H165V202H166ZM243 199H244V197H243ZM136 201H137V198L135 199ZM140 200V199H139ZM236 200H238V198L236 199ZM236 200H234V201H236ZM240 200V199H239ZM15 201H17V200H15ZM163 202H164V198H163V200H162ZM161 200L159 201V199H158V202L157 203H160V202H162ZM168 201V200H167ZM234 201H233V203H234ZM246 201H249V199H247ZM257 201H258V199H257ZM256 201V202H257ZM262 202H263V200H261ZM114 202H116V200L114 201ZM132 202V201H131ZM150 202H154L153 201V199H152V201H150ZM150 202H148V203H150ZM172 202V201H171ZM170 202V203H171ZM174 202V201H173ZM240 203H242L243 204V201L241 202V200L239 201ZM252 202V201H251ZM250 202V203H251ZM254 203H256L255 201H253ZM262 202H260V205L262 206ZM15 203V202H14ZM123 203V202H122ZM133 203V202H132ZM147 203V201H146V203L145 204H148ZM238 202H236V204H237ZM244 203H245V201H244ZM248 203V202H247ZM259 203V202H258ZM134 204V203H133ZM132 204V205H133ZM145 204H143V207H145L146 205ZM151 204V203H150ZM152 204H154V203H152ZM252 204V203H251ZM14 205V204H13ZM123 206H124V204H122ZM129 205H130V203H129ZM138 205V204H137ZM156 205V204H155ZM158 205H160V204H158ZM171 205H172V203H171ZM227 205V204H226ZM225 205V206H226ZM229 205V210L231 211V209H230V205L231 204H228ZM239 206H240V204H238ZM249 206H250V204H248ZM253 205V204H252ZM16 206V205H15ZM126 206V205H125ZM149 206V204L147 205V207ZM153 206V205H152ZM236 206V205H235ZM246 206V205H245ZM120 207V206H119ZM118 207V208H119ZM153 207H155V206H153ZM224 206H222V208H223ZM237 207V206H236ZM242 207V206H241ZM244 207V206H243ZM252 207V206H251ZM5 208V207H4ZM121 208V207H120ZM132 208H133V206H132ZM137 209H138V207H136ZM150 208H152V207H150ZM172 207H170V209H171ZM222 208H220V209H222ZM225 208V207H224ZM226 208H227V206H226ZM245 208L246 207H244V211H245ZM158 209V208H157ZM239 209H241V208H239ZM121 210H122V208H121ZM145 211H147L148 210V208H147V210L146 209H144ZM160 210V209H159ZM172 210H174V208H172ZM224 210V209H223ZM222 210V211H223ZM226 210H228V208L226 209ZM225 210V211H226ZM224 211V212H225ZM122 212H125L124 210H122ZM209 212V214H212L210 211H208ZM135 213H137L136 211H135ZM140 213V212H139ZM138 213V214H139ZM144 213V212H143ZM222 213V212H221ZM126 214V213H125ZM124 214V216H125V218H127V216L128 217H130L128 214H126L125 215ZM229 214V211H228V213H227V215L226 216H229L228 215ZM234 214V213H233ZM140 215V214H139ZM142 215V214H141ZM140 215V216H141ZM213 215V214H212ZM236 215V214H235ZM234 215V216H235ZM167 216V215H166ZM214 216V215H213ZM233 216V217H234ZM162 217V216H161ZM170 216H168V218H169ZM215 217V216H214ZM154 219V218H153ZM159 219V218H158ZM163 219V218H162ZM210 219H213V217H211ZM128 221H129V219H127ZM155 220V219H154ZM227 220H229V219H227ZM239 220V219H238ZM238 220H236V221H238ZM20 221V220H19ZM150 221V220H149ZM160 221V220H159ZM158 221V222H159ZM204 221V220H203ZM127 223H129V222H127ZM149 223V222H148ZM130 224V223H129ZM128 224V225H129ZM141 224V223H140ZM136 225V224H135ZM144 225V224H143ZM252 234V233H251ZM255 234V233H254ZM199 236V235H198ZM254 236V235H253ZM261 237V236H260ZM217 238H219V237H217ZM225 238V237H224ZM224 238H222V239H217V241L219 242V240H220V244L222 243V240L223 241H225V239ZM238 238V237H237ZM262 238V237H261ZM211 240V239H210ZM210 240L208 241V242H210ZM235 240V239H234ZM253 240V239H252ZM258 240H259V238H258ZM261 240V239H260ZM264 240V239H263ZM205 241H207V240H205ZM214 241H216L215 239H214ZM228 241V240H227ZM208 242L206 243V244H208ZM254 242V241H253ZM252 242V243H253ZM4 243V242H3ZM7 243V242H6ZM6 243H4V244H6ZM148 243V242H147ZM228 243V242H227ZM230 243V242H229ZM228 243V244H229ZM248 244V243H247ZM222 245H224L223 243H222ZM244 245V244H243ZM243 245H241V246H243ZM249 245V244H248ZM247 245V246H248ZM204 246V245H203ZM207 246V245H206ZM209 246V245H208ZM207 246V247H208ZM221 246V245H220ZM249 246H251V245H249ZM256 246V245H255ZM1 247V246H0ZM4 247V246H3ZM8 247H9V245H8ZM46 247V246H45ZM214 247V246H213ZM222 247H225V246H222ZM221 247V248H222ZM243 247H245V246H243ZM257 247V246H256ZM4 248H6L7 249V246L6 247H4ZM11 247H9V249H10ZM52 248V247H51ZM203 248H205V247H203ZM216 248H218V250L220 249L219 248V246H217ZM228 248V247H227ZM235 248L236 247H234V250H235ZM207 249V248H206ZM208 249H210V248H208ZM222 249H224V248H222ZM247 249V248H246ZM261 249V248H260ZM263 249V248H262ZM261 249V250H262ZM11 250V249H10ZM46 250V249H45ZM151 250V249H150ZM233 250V251H234ZM254 250V249H253ZM260 250V251H261ZM0 251L2 252V249H0ZM165 251V250H164ZM203 251V250H202ZM231 251V250H230ZM7 252H9V251H5V253H7ZM48 252V251H47ZM168 251H166V253H167ZM215 252H218L216 249H215ZM220 252H221V250H220ZM220 252H218V253H220ZM252 252V251H251ZM255 252V251H254ZM11 253V252H10ZM42 253V252H41ZM162 253H164V252H162ZM165 253V254H166ZM214 253V252H213ZM213 253L212 254H210V256L211 255H213ZM253 253V252H252ZM1 254V253H0ZM8 254V253H7ZM48 254V253H47ZM50 254H51V252H50ZM168 254V253H167ZM202 254V253H201ZM217 254V253H216ZM215 254V255H216ZM222 255V254H221ZM224 255V254H223ZM222 255V256H223ZM264 255V254H263ZM47 256H49V254L47 255ZM51 256V255H50ZM49 256V257H50ZM157 256V255H156ZM155 256V257H156ZM165 256V255H164ZM202 256H206V255H202ZM207 256H209V255H207ZM207 256H206V258H207ZM222 256H219L218 255V257H222ZM250 256V255H249ZM196 257V256H195ZM225 257V256H224ZM223 257V258H224ZM226 257H227V254H226ZM237 257V256H236ZM38 258H40V257H38ZM183 258H185V257H183ZM206 258H205V260H206ZM258 258V257H257ZM53 259V256H52V258H51V260ZM166 259V258H165ZM200 258H198V260H199ZM209 259H210V257H209ZM208 259V260H209ZM217 259V258H216ZM249 259H250V257H249ZM38 260V259H37ZM39 261V260H38ZM50 261V260H49ZM49 261H48V263H49ZM203 261V260H202ZM218 261V260H217ZM223 261V260H222ZM187 261H184V263H186ZM195 262V261H194ZM216 262V261H215ZM174 263V262H173ZM189 263H191V262H189ZM170 264V263H169ZM194 264V263H193Z\"/></svg>",
  "mask_w": 264,
  "mask_h": 264
}]
</instances>
